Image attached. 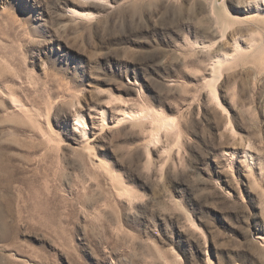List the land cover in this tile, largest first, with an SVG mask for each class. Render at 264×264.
<instances>
[{
  "label": "rangeland",
  "instance_id": "obj_1",
  "mask_svg": "<svg viewBox=\"0 0 264 264\" xmlns=\"http://www.w3.org/2000/svg\"><path fill=\"white\" fill-rule=\"evenodd\" d=\"M241 5L0 0V264H264V53L208 83Z\"/></svg>",
  "mask_w": 264,
  "mask_h": 264
},
{
  "label": "bare ground",
  "instance_id": "obj_2",
  "mask_svg": "<svg viewBox=\"0 0 264 264\" xmlns=\"http://www.w3.org/2000/svg\"><path fill=\"white\" fill-rule=\"evenodd\" d=\"M231 1V0H230ZM238 1V0H237ZM240 1V3L242 4V5H244V6H248V7H253V8H256L258 11L257 12H259L260 13V15H261V19L262 20H259V21H262L261 23H263L264 22V0H239ZM241 5V6H242ZM226 9V8H225ZM224 9V10H225ZM221 11V10H220ZM226 12V11H225ZM222 13H224V12H222ZM221 13V14H222ZM215 14V13H214ZM220 14V12H219V15H221ZM222 16V15H221ZM228 16V15H227ZM223 17V16H222ZM224 18H226V20L229 18L230 19V17H226L225 15H224ZM224 18H222V19H224ZM229 19L226 21V23L229 21ZM232 19V18H231ZM259 18H257V20H258ZM233 20H234V18H233ZM233 20H230L231 22L233 21ZM240 20V19H239ZM253 21V20H252ZM255 21V20H254ZM236 22H238V20L236 21ZM219 23V22H218ZM229 23V22H228ZM230 24L231 23H229V28H231L230 27ZM232 24H234V23H232ZM264 24V23H263ZM224 26V25H223ZM222 26V27H223ZM226 26V25H225ZM236 27V26H235ZM225 30H227V27H226V29ZM224 30V31H225ZM226 32V31H225ZM249 33H251V32H249ZM224 35V34H223ZM262 35V34H261ZM247 36H249V35H247ZM257 36H258V34H256V32H253V33H251V39H250V43L248 42L247 44H249L246 48L241 44V40L240 41H238V40H236L235 42H234V48H232L233 49V53L232 54H226V55H221L217 60H215V62H214V66H213V68H212V70H213V74H212V79L208 82L209 83V87H210V92H211V94L210 95H212V99H214L215 100V102L217 103V105H220L221 106V103H220V101H219V96H218V91H217V87H216V84H217V82L219 81V79L221 78V76H222V71H223V69L225 68V67H228V66H230V65H232V63L235 61V60H237V59H239V58H242V57H244L245 59L246 58H249V59H247V60H250L251 58V56H252V54H253V52L255 53V56L257 55V54H259V55H262L264 52H262V51H264V40L263 39H261L262 38V36H261V38L260 39H258L257 38ZM241 39V38H240ZM242 40H243V38H242ZM244 42V41H243ZM246 46V45H245ZM254 55V54H253ZM258 55V56H259ZM255 56L254 57H252V58H255ZM261 59H260V66H262V67H264V57L262 56V57H260ZM244 59V60H245ZM242 60V59H241ZM240 61V60H239ZM243 62V61H242ZM237 63V62H236ZM235 63V64H236ZM257 63V62H256ZM258 63V64H259ZM236 65H238V63L236 64ZM233 66H234V64H233ZM231 67V66H230ZM2 92V91H1ZM4 93V92H3ZM19 101V100H18ZM15 102V104L14 105H16L17 106V108H20L21 110L23 109V111L25 110V108H24V105L23 104H21L20 102H16V101H14L13 100V103ZM15 106V107H16ZM28 108V107H27ZM27 110V109H26ZM34 110V109H33ZM25 112V111H24ZM27 113V112H26ZM40 113H41V111H40ZM25 114V113H24ZM47 114V113H46ZM82 113H76V115H75V120H76V125H77V128H79V129H81V132H82V134H83V137L84 138H88V128H87V125H86V122H85V120H84V117H83V115H81ZM105 114H107V112H105V111H103L102 112V114H100L101 115V117L103 118L102 119V122H103V126H105V120H106V115ZM41 116V115H40ZM140 118H151V121L153 122V125H154V127H155V130H158V131H160V130H172V129H174L175 127H176V121L174 120V119H168V118H166V116L165 117H163L162 116V114L161 113H159V112H157V111H144V113H141V114H139V113H135V111H133V112H128V111H124V115H123V120H138V119H140ZM47 119V118H46ZM48 122V121H47ZM50 122V121H49ZM38 123V122H37ZM133 123V122H132ZM41 124V123H40ZM141 124V123H140ZM144 124V123H143ZM139 125V124H138ZM41 128V127H40ZM53 130V129H52ZM51 131V130H50ZM158 131H157V133L155 132V134H154V141L155 142H157L158 140H159V134H158ZM44 133V132H43ZM52 133H53V131H52ZM154 133V132H153ZM45 135V134H44ZM50 136H51V134H49ZM46 137V136H45ZM52 137L54 138L55 136H53L52 135ZM52 137H50V138H48V139H50V141L47 139V141H49V142H51L52 141ZM47 138V137H46ZM58 138H59V136H58ZM60 140V139H59ZM56 141V140H55ZM62 142V141H61ZM52 143V142H51ZM50 144V143H49ZM52 145V144H51ZM52 148V147H51ZM57 148V147H56ZM55 148V149H56ZM87 148L88 149H90L91 150V148L92 147H90V146H87ZM250 149V148H249ZM248 149V150H249ZM247 150V151H248ZM88 151V150H87ZM90 152V151H89ZM254 157H253V155L250 153V152H246V159H253Z\"/></svg>",
  "mask_w": 264,
  "mask_h": 264
}]
</instances>
